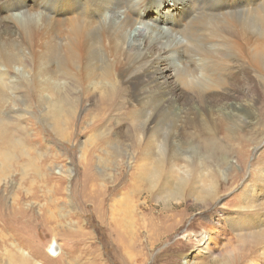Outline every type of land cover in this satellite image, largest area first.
Returning a JSON list of instances; mask_svg holds the SVG:
<instances>
[{
    "label": "bare ground",
    "instance_id": "6f19581e",
    "mask_svg": "<svg viewBox=\"0 0 264 264\" xmlns=\"http://www.w3.org/2000/svg\"><path fill=\"white\" fill-rule=\"evenodd\" d=\"M33 2L37 11L26 0H0L1 170L15 145L2 109L30 96L52 111L50 130L66 141L74 116L84 111L79 119L89 121L83 130L90 134L82 159L101 144L107 156L137 160L131 173L148 188L139 206L162 193L169 203L189 198L207 206L221 188L214 173L237 182L230 156L243 165L264 131V0ZM160 11L174 24L151 23ZM53 90L58 100L49 103ZM21 104L30 107L26 99ZM124 120L128 130L119 137L112 129ZM249 172L238 208L248 217L241 240L251 248L264 245V229H255L264 221V151ZM166 210L155 216L173 220L175 211ZM36 256L26 252L14 261L41 264Z\"/></svg>",
    "mask_w": 264,
    "mask_h": 264
},
{
    "label": "rangeland",
    "instance_id": "374dc122",
    "mask_svg": "<svg viewBox=\"0 0 264 264\" xmlns=\"http://www.w3.org/2000/svg\"><path fill=\"white\" fill-rule=\"evenodd\" d=\"M26 3L29 11H37L33 0ZM157 16V23L150 22L174 24L169 14L163 19L160 11ZM59 93L51 91L47 102H57ZM25 99L30 104L27 109L21 104ZM13 100L14 104L2 109L15 145L13 159L2 170L0 160V264H16L14 258L26 252L40 256L35 259L41 264L59 260L64 264H184V260L189 264H224L241 255L245 256L237 264H264V245L250 248L241 240L245 230L239 226L248 217L238 208L251 163L264 151V131L255 142L257 150L248 147L243 165V160L230 156L231 174L238 172L239 176L235 184L214 173L221 188L219 197L207 206L189 198L169 203L167 193H162L150 196L144 208L136 199H143L147 185L131 173L136 159L128 164L125 155L107 156L101 153L105 147L101 144L96 156L94 152L83 159L79 156L81 143L90 134L83 130L89 121L79 119L84 111L74 116L72 135L66 141L50 130V109L36 105L30 96ZM120 124L112 129L119 137L128 130L126 120ZM131 196L133 202L129 203ZM260 197L263 204L264 194ZM166 209L175 211L173 220L155 216ZM258 212H263L261 207ZM179 218L181 222L175 223ZM148 223L153 226H146ZM255 229H264V221ZM51 243H55L56 253L50 252Z\"/></svg>",
    "mask_w": 264,
    "mask_h": 264
}]
</instances>
